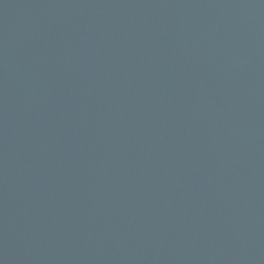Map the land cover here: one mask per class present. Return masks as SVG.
Returning <instances> with one entry per match:
<instances>
[{"label": "water", "instance_id": "1", "mask_svg": "<svg viewBox=\"0 0 264 264\" xmlns=\"http://www.w3.org/2000/svg\"><path fill=\"white\" fill-rule=\"evenodd\" d=\"M0 264H264V0H0Z\"/></svg>", "mask_w": 264, "mask_h": 264}]
</instances>
